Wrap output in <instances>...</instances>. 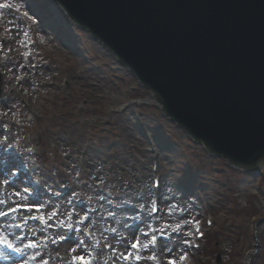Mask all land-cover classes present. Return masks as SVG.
Wrapping results in <instances>:
<instances>
[{
    "label": "rangeland",
    "instance_id": "obj_1",
    "mask_svg": "<svg viewBox=\"0 0 264 264\" xmlns=\"http://www.w3.org/2000/svg\"><path fill=\"white\" fill-rule=\"evenodd\" d=\"M0 5V238L21 250L1 244L6 259L264 264V170L211 157L53 0Z\"/></svg>",
    "mask_w": 264,
    "mask_h": 264
},
{
    "label": "water",
    "instance_id": "obj_2",
    "mask_svg": "<svg viewBox=\"0 0 264 264\" xmlns=\"http://www.w3.org/2000/svg\"><path fill=\"white\" fill-rule=\"evenodd\" d=\"M54 1L211 156L264 169V0Z\"/></svg>",
    "mask_w": 264,
    "mask_h": 264
},
{
    "label": "snow or ice",
    "instance_id": "obj_3",
    "mask_svg": "<svg viewBox=\"0 0 264 264\" xmlns=\"http://www.w3.org/2000/svg\"><path fill=\"white\" fill-rule=\"evenodd\" d=\"M2 7H6V5H0V8H2ZM13 211H15V209H13ZM153 211H155V209H153ZM0 215H6V213H0ZM0 244H3L5 247L10 248L14 252L21 251L19 248H16L13 244H11L6 238H0ZM136 246L137 245H135V244L133 245V247H136ZM26 247H35V245L29 244V245H26ZM79 259L81 261V264H88V262L85 261L83 257H80ZM185 259H186V257H185ZM170 264H174V262H170Z\"/></svg>",
    "mask_w": 264,
    "mask_h": 264
},
{
    "label": "bare ground",
    "instance_id": "obj_4",
    "mask_svg": "<svg viewBox=\"0 0 264 264\" xmlns=\"http://www.w3.org/2000/svg\"><path fill=\"white\" fill-rule=\"evenodd\" d=\"M4 218V216H3ZM1 224V223H0ZM5 232V229L1 230L0 233H4ZM160 247V244L158 246V248ZM4 253H5V248L0 244V264H17L15 261L13 260H9V259H6L5 256H4ZM163 253V252H162ZM173 253H165L164 256L166 255H172ZM129 264H135V263H132L131 261H129Z\"/></svg>",
    "mask_w": 264,
    "mask_h": 264
}]
</instances>
